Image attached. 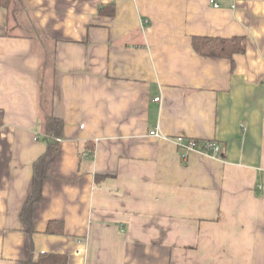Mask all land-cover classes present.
I'll return each mask as SVG.
<instances>
[{"label": "crops", "instance_id": "0c3cea01", "mask_svg": "<svg viewBox=\"0 0 264 264\" xmlns=\"http://www.w3.org/2000/svg\"><path fill=\"white\" fill-rule=\"evenodd\" d=\"M193 37L245 38L246 52L232 68L197 55ZM46 114L63 137L25 215ZM180 136L221 154L183 159ZM45 255L264 264V0L0 7V264Z\"/></svg>", "mask_w": 264, "mask_h": 264}, {"label": "trees", "instance_id": "16d2710c", "mask_svg": "<svg viewBox=\"0 0 264 264\" xmlns=\"http://www.w3.org/2000/svg\"><path fill=\"white\" fill-rule=\"evenodd\" d=\"M12 0H0V7H8ZM104 9L114 11V7L106 6ZM100 11V10H99ZM113 15V14H111ZM193 51L204 58H220L229 59L234 68V56L244 54L246 52V39L241 37H234L231 39H217L208 37H193L192 38ZM64 123L60 118L53 115L46 114L44 117V133L49 136L51 143L46 153L34 164V179H33V194L28 207L25 209L24 214L28 213L32 208L33 203L38 201L42 193V180L44 178V165L46 158L54 154L58 150V145L63 137ZM198 143H202L198 141ZM94 150L91 151V154ZM31 224V223H28ZM31 228V225H29ZM52 224H49V232L60 233L62 226L57 225V228L52 229ZM32 230V229H30ZM21 264H67L66 258L62 255H45L36 259H29Z\"/></svg>", "mask_w": 264, "mask_h": 264}, {"label": "built area", "instance_id": "2783aa9c", "mask_svg": "<svg viewBox=\"0 0 264 264\" xmlns=\"http://www.w3.org/2000/svg\"><path fill=\"white\" fill-rule=\"evenodd\" d=\"M213 3L215 7H218V4H216L215 2ZM155 101L158 102L159 98H156ZM149 134L155 138L156 137L164 138V139L166 138L164 135L159 134L157 130L156 131L153 130ZM176 141L183 159H186L187 155L191 151L204 152L216 156L221 154L220 147L214 141H206V142L198 143L195 140H190L182 136L177 137Z\"/></svg>", "mask_w": 264, "mask_h": 264}]
</instances>
